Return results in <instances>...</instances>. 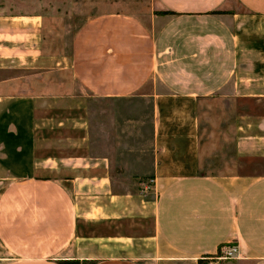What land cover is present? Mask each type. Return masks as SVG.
<instances>
[{"label": "crops", "instance_id": "crops-1", "mask_svg": "<svg viewBox=\"0 0 264 264\" xmlns=\"http://www.w3.org/2000/svg\"><path fill=\"white\" fill-rule=\"evenodd\" d=\"M77 4L0 0V264H264V0ZM93 100L150 106L144 191L116 190ZM206 100L233 105L226 173L200 171Z\"/></svg>", "mask_w": 264, "mask_h": 264}, {"label": "rangeland", "instance_id": "rangeland-1", "mask_svg": "<svg viewBox=\"0 0 264 264\" xmlns=\"http://www.w3.org/2000/svg\"><path fill=\"white\" fill-rule=\"evenodd\" d=\"M74 17L84 18L103 12L121 11L144 12L151 0H76ZM82 2V6L79 3ZM81 5V4H80ZM150 106L132 100L106 101L90 103V116L95 129L113 128L114 156L119 168H115V187L118 191H144L149 183V166L152 159V121ZM104 116L100 119L101 116ZM200 122V171L202 174H213L225 170L224 162L231 167L233 156V105L206 100L199 107ZM103 124V125H102ZM216 149L222 160L215 158ZM224 250L210 262L228 264ZM220 258V259H219Z\"/></svg>", "mask_w": 264, "mask_h": 264}, {"label": "trees", "instance_id": "trees-1", "mask_svg": "<svg viewBox=\"0 0 264 264\" xmlns=\"http://www.w3.org/2000/svg\"><path fill=\"white\" fill-rule=\"evenodd\" d=\"M164 14H168V13H164ZM223 246H220L218 251H217V255L220 254V250ZM210 257V256H209ZM209 257H205V258H209ZM59 264H87V263H80L79 261H58ZM198 264H202V260L198 261Z\"/></svg>", "mask_w": 264, "mask_h": 264}, {"label": "built area", "instance_id": "built-area-1", "mask_svg": "<svg viewBox=\"0 0 264 264\" xmlns=\"http://www.w3.org/2000/svg\"><path fill=\"white\" fill-rule=\"evenodd\" d=\"M235 252V249L234 248H228V249H225L224 250V256H226L225 258H227V259H229V258H231L232 257V254ZM205 259H207V258H205ZM220 259V258H219ZM207 260H209V259H207Z\"/></svg>", "mask_w": 264, "mask_h": 264}]
</instances>
